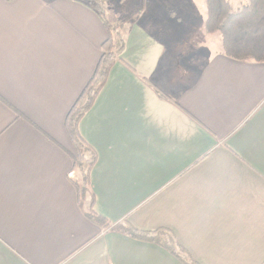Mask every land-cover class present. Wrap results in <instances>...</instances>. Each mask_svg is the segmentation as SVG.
Returning a JSON list of instances; mask_svg holds the SVG:
<instances>
[{"label":"crops","instance_id":"crops-1","mask_svg":"<svg viewBox=\"0 0 264 264\" xmlns=\"http://www.w3.org/2000/svg\"><path fill=\"white\" fill-rule=\"evenodd\" d=\"M100 7L123 51L79 131L107 228L65 126L104 53ZM206 20V0H0V264H184L117 225L198 264H264V63L227 57Z\"/></svg>","mask_w":264,"mask_h":264},{"label":"trees","instance_id":"trees-1","mask_svg":"<svg viewBox=\"0 0 264 264\" xmlns=\"http://www.w3.org/2000/svg\"><path fill=\"white\" fill-rule=\"evenodd\" d=\"M206 4L205 30L220 35L225 55L239 62L264 63V0H247L239 9H233L229 0H206ZM102 22L108 33V38L102 44L104 53L93 76L70 109L65 126L75 150L73 171L78 175L73 182L79 201H87L88 217L107 228L110 222L95 211L94 198L88 200L90 174L97 162V154L79 131L80 121L92 108L116 64V55L123 51L122 36L119 45L115 40V37H119L116 26L120 23V14L109 9L102 16ZM113 229L137 240L157 243L184 264H198L183 248L169 244L167 231L141 232L124 225H117Z\"/></svg>","mask_w":264,"mask_h":264},{"label":"rangeland","instance_id":"rangeland-1","mask_svg":"<svg viewBox=\"0 0 264 264\" xmlns=\"http://www.w3.org/2000/svg\"><path fill=\"white\" fill-rule=\"evenodd\" d=\"M235 4V3H234ZM105 7H100V11H101V13H102V16L103 15H105V14H107L108 13V10L107 9H104ZM102 9V10H101ZM118 29V35H119V37L117 36V37H115V40L117 41V44L119 45V43H118V41H120V38H121V28H122V23H119V25H117L116 26Z\"/></svg>","mask_w":264,"mask_h":264}]
</instances>
